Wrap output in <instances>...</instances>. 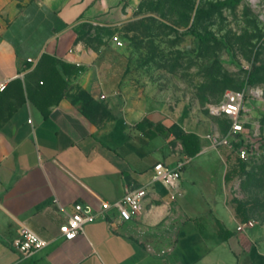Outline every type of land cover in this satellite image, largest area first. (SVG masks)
I'll return each instance as SVG.
<instances>
[{
	"label": "crops",
	"instance_id": "crops-1",
	"mask_svg": "<svg viewBox=\"0 0 264 264\" xmlns=\"http://www.w3.org/2000/svg\"><path fill=\"white\" fill-rule=\"evenodd\" d=\"M121 1L44 0L14 8L3 0L0 81L8 91L0 98V264H264V221L243 199L249 195L244 174L227 180L236 162L219 155L224 168L220 176L207 174V191L185 180L186 164L211 153L201 126L188 113L166 112L120 77L116 47L100 33L125 20ZM86 26L93 29L85 33ZM44 55L80 67L65 77V95L48 116L29 98L43 81L40 71L29 72L28 60ZM16 80L25 101L5 119L20 96ZM83 92L107 107L84 112ZM146 118L152 125L137 130ZM173 124L198 134L197 156H186L181 142L165 133ZM157 163L179 168L175 189L154 179ZM137 188L147 196L130 221L110 210L74 240L61 236L75 204L98 211ZM248 222L253 226L238 230ZM24 226L49 242L31 258L14 245Z\"/></svg>",
	"mask_w": 264,
	"mask_h": 264
},
{
	"label": "rangeland",
	"instance_id": "rangeland-1",
	"mask_svg": "<svg viewBox=\"0 0 264 264\" xmlns=\"http://www.w3.org/2000/svg\"><path fill=\"white\" fill-rule=\"evenodd\" d=\"M8 1L16 8L44 0ZM228 1L122 0L125 20L100 29V34L103 43L116 47L120 77L128 78L136 93L158 101L170 114H190L201 126L211 153L186 164L181 171L185 180L194 179L207 191V174L220 176L224 168L219 155L234 163L241 140L252 146L254 153L245 161L241 177L249 194L243 199L264 221V0H241L237 5ZM2 4L0 0V17ZM92 29L86 26L84 32ZM199 36L210 38L203 41ZM226 91L244 97V132L228 143L224 141L231 122L208 113L210 105L223 101Z\"/></svg>",
	"mask_w": 264,
	"mask_h": 264
},
{
	"label": "built area",
	"instance_id": "built-area-1",
	"mask_svg": "<svg viewBox=\"0 0 264 264\" xmlns=\"http://www.w3.org/2000/svg\"><path fill=\"white\" fill-rule=\"evenodd\" d=\"M117 46L122 43L119 37H114ZM29 72L33 71L38 61L29 59ZM7 88V81H0V92ZM244 105V97L242 94L234 91H226L223 101L219 104H212L208 107V112L212 116L225 117L231 122L225 143L232 142L240 138L244 132V122L241 119ZM217 144H220L216 141ZM238 156L247 161L254 153L252 146L243 141L242 146L238 150ZM154 179L163 183L170 189H175L180 179L179 168L173 169L165 166L163 163H157L154 166ZM179 195L175 193L174 196ZM147 196L145 188L131 189L119 200L115 202H102L100 210H94L91 206L81 203L74 205V212L68 217V220L61 228V236L65 240H74L83 230L85 224L97 220L99 217H105L110 210H116L119 218L124 221H130L136 215L142 206V202ZM246 226H253V222L246 225H239L238 230L242 231ZM49 242L41 238L30 228L24 226L21 228L19 238L14 242L16 248L23 254L25 258H31L48 246Z\"/></svg>",
	"mask_w": 264,
	"mask_h": 264
},
{
	"label": "trees",
	"instance_id": "trees-1",
	"mask_svg": "<svg viewBox=\"0 0 264 264\" xmlns=\"http://www.w3.org/2000/svg\"><path fill=\"white\" fill-rule=\"evenodd\" d=\"M241 0H229L226 4L228 5H237L240 3ZM210 37L202 38L199 36V39L205 41L209 39ZM62 69L63 73L60 72V69ZM40 71L41 72V79L43 81V85L39 87L38 90L35 91V93H29V98L34 102V104L42 111L44 116L49 115V109L53 105L58 104L61 99L65 95V91L67 89V80L65 79L66 76H71L80 71V67L67 64L63 62L62 60L57 59L54 56L50 55H44L38 62L37 66L34 68L33 71ZM16 84L19 85V94L20 96H17V102L13 103L9 107V112L5 119H8L11 117L14 112L18 109L20 105H22L25 101L24 96V89L22 86L21 80H16ZM8 88L3 91V93H0V98L5 97L4 95H7ZM36 94V95H35ZM79 100L82 103V110L85 112L86 109L93 110L94 105H103L104 107H107L105 105V102H94L92 98L85 92L81 93L79 96ZM89 114V113H88ZM109 116L112 114L110 111L107 112ZM113 116V115H112ZM114 117V116H113ZM147 125H152V122L146 118L144 121L138 123L135 128L140 131H144ZM165 133L167 134H173L175 136L176 140H179L184 148V153L186 156L193 158L197 156L201 151V142L200 137L197 133L191 132L187 133L183 130L181 126L178 124H173L165 129ZM243 144V141L241 140L239 143V149ZM246 173V166L245 161H243L239 156L236 160L235 165L233 166L232 170L228 172L227 180H232L238 175H242ZM238 210L243 212V208L240 205V203L237 205Z\"/></svg>",
	"mask_w": 264,
	"mask_h": 264
}]
</instances>
